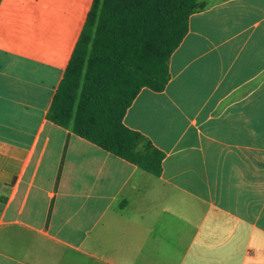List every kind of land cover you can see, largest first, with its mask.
I'll list each match as a JSON object with an SVG mask.
<instances>
[{
    "label": "crops",
    "instance_id": "0c3cea01",
    "mask_svg": "<svg viewBox=\"0 0 264 264\" xmlns=\"http://www.w3.org/2000/svg\"><path fill=\"white\" fill-rule=\"evenodd\" d=\"M93 1L0 0V264H264V0H198L127 109L158 176L47 119Z\"/></svg>",
    "mask_w": 264,
    "mask_h": 264
},
{
    "label": "trees",
    "instance_id": "16d2710c",
    "mask_svg": "<svg viewBox=\"0 0 264 264\" xmlns=\"http://www.w3.org/2000/svg\"><path fill=\"white\" fill-rule=\"evenodd\" d=\"M197 9L198 0H94L48 121L158 176L163 154L123 118L142 88L164 90L169 58Z\"/></svg>",
    "mask_w": 264,
    "mask_h": 264
},
{
    "label": "rangeland",
    "instance_id": "374dc122",
    "mask_svg": "<svg viewBox=\"0 0 264 264\" xmlns=\"http://www.w3.org/2000/svg\"><path fill=\"white\" fill-rule=\"evenodd\" d=\"M102 2V0H100V3Z\"/></svg>",
    "mask_w": 264,
    "mask_h": 264
}]
</instances>
